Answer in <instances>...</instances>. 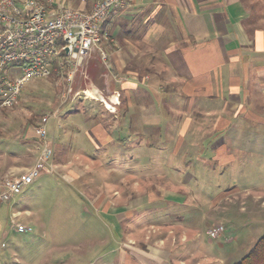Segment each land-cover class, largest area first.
<instances>
[{
    "label": "rangeland",
    "instance_id": "obj_1",
    "mask_svg": "<svg viewBox=\"0 0 264 264\" xmlns=\"http://www.w3.org/2000/svg\"><path fill=\"white\" fill-rule=\"evenodd\" d=\"M55 62L58 66L60 59ZM60 70L59 76L54 73L31 80L18 103L0 111V174L13 176L36 165L37 161L33 165L29 161L15 164V160L24 154L40 155L33 126L46 114L58 111L47 125L49 142L54 136L56 142L68 146L62 160L52 155L37 180L0 205V254L6 256L1 264H130L120 258L122 243L131 237L164 236L172 226L174 235L185 232L215 242L218 239L210 235L217 225L212 219L215 203L231 191H235L233 199L224 202L218 214L232 219L231 227H240L236 232H240L241 243L246 242L240 249L236 246L239 251L232 263L248 253L247 242H252L251 231L256 227L240 226L244 220L241 208L242 204L253 208L255 196L264 195V154L245 147L233 149L232 155L220 151L210 155L212 138L207 128L213 117L204 115L203 126L190 128L184 138L179 135L177 143L174 136H167L163 124L156 131L143 132L145 138L134 146L111 143V132L92 141L89 134L108 125V117L90 88L73 86L75 91H87L88 98L82 92L77 98L64 97L68 72L67 67ZM90 104L96 115L87 121L83 110ZM32 118H36L35 125ZM73 121L80 131L67 127ZM29 141L34 145L30 152ZM51 144L48 148L53 152ZM173 149L179 152L170 157ZM16 165L33 166L19 170ZM70 170L77 176L66 178ZM13 211L22 212L18 221L30 228L28 232L11 229ZM252 218L248 214L245 219Z\"/></svg>",
    "mask_w": 264,
    "mask_h": 264
},
{
    "label": "crops",
    "instance_id": "obj_2",
    "mask_svg": "<svg viewBox=\"0 0 264 264\" xmlns=\"http://www.w3.org/2000/svg\"><path fill=\"white\" fill-rule=\"evenodd\" d=\"M65 1L75 9L90 11L99 0ZM130 1L129 8L112 10L106 21L115 40L104 45L113 71L107 70L95 49L76 73L80 80L76 75L73 83L80 90L90 88L98 97L94 101L108 117V125L89 134L91 140L111 132V143L134 146L145 138L143 132L156 131L163 124L167 136H174L172 140L177 143L179 135L184 138L190 128L203 126L204 115L213 117L207 128L212 138L210 155H228L245 147L264 154V0ZM175 99L180 100L176 103ZM112 102L115 113L106 106ZM90 108L91 104L83 110L87 121L96 115ZM80 111L75 109L78 114ZM67 127L80 131L74 121ZM26 145L30 152L34 145L31 141ZM51 146L57 160L67 154V144L56 142L54 136ZM178 152L173 149L170 157ZM33 156L24 154L15 164H33L38 154ZM8 176L0 174V190ZM64 176L72 179L77 175L70 170ZM234 193H224L216 200L213 223L215 227L225 226L217 241L204 240L200 235L190 237L185 232L177 236L172 226L164 236L131 237L127 244L122 243V262L237 264L264 235V195L255 196L251 209L242 204L244 220L240 226L256 228L251 231L252 242H247L248 253L232 263L246 242L241 243L240 232H236L240 227L232 228L234 221L226 220L218 211L224 202H231ZM248 214L253 218L246 221ZM5 258L0 254V260Z\"/></svg>",
    "mask_w": 264,
    "mask_h": 264
},
{
    "label": "built area",
    "instance_id": "obj_3",
    "mask_svg": "<svg viewBox=\"0 0 264 264\" xmlns=\"http://www.w3.org/2000/svg\"><path fill=\"white\" fill-rule=\"evenodd\" d=\"M130 6V0H99L90 11H83L73 8L65 0H0V111L13 108L31 80L50 77L54 73L59 76L60 69L65 67L69 83L64 97L77 98L82 92L88 98L87 91L74 90V75L95 49L100 52L107 70L113 71L104 45H112L115 40L106 21L112 10ZM57 58L60 59L58 66ZM113 103L106 104L111 112L116 111ZM53 115L42 116L34 126L41 149L37 163L27 172L5 178L0 205L12 201L42 175L45 162L53 155L47 142V125ZM49 168L53 173L52 165ZM19 216V213H12L10 227L26 233L30 228L18 221ZM223 230V226H218L210 235L217 238Z\"/></svg>",
    "mask_w": 264,
    "mask_h": 264
},
{
    "label": "trees",
    "instance_id": "obj_4",
    "mask_svg": "<svg viewBox=\"0 0 264 264\" xmlns=\"http://www.w3.org/2000/svg\"><path fill=\"white\" fill-rule=\"evenodd\" d=\"M36 123V118H32L31 124L35 125ZM237 264H264V235L258 239L250 252Z\"/></svg>",
    "mask_w": 264,
    "mask_h": 264
}]
</instances>
